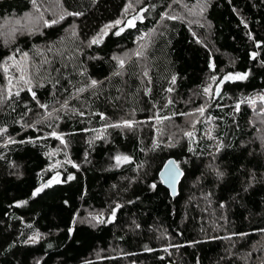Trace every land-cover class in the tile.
<instances>
[{
    "label": "trees",
    "instance_id": "16d2710c",
    "mask_svg": "<svg viewBox=\"0 0 264 264\" xmlns=\"http://www.w3.org/2000/svg\"><path fill=\"white\" fill-rule=\"evenodd\" d=\"M128 1L61 0L57 23L10 44L0 34V86L13 55L28 57L32 80L0 100V264H264V246L255 249L264 242V149L242 102L264 96V0H206L208 26L174 10L200 0H142L126 15ZM33 3L0 0V22ZM106 25L115 26L103 34ZM145 38L121 66L117 57ZM238 74L246 78L225 79ZM212 75L224 92L210 122L160 140L153 118L184 111ZM56 102L67 110L50 129L64 133L71 161L62 181L37 192L57 145L37 121ZM126 118L140 124H116ZM116 155L130 160L117 165ZM170 157L184 171L175 199L159 177ZM84 209L115 216L78 221Z\"/></svg>",
    "mask_w": 264,
    "mask_h": 264
},
{
    "label": "rangeland",
    "instance_id": "374dc122",
    "mask_svg": "<svg viewBox=\"0 0 264 264\" xmlns=\"http://www.w3.org/2000/svg\"><path fill=\"white\" fill-rule=\"evenodd\" d=\"M141 3L142 0H129L125 14L129 15L137 13L140 10ZM129 5H131V7H129ZM206 5V0H200V2L193 6H188L184 2H178L176 3L174 10L176 13L189 18L192 24H202L204 26H208L206 22L201 23L204 21L203 16ZM65 15L66 11L62 7L61 0H34L33 8L22 17H7L1 19L0 34L4 40L10 44L12 39L17 34L29 32L30 30H36L45 23H51L53 20L58 21L61 16L64 17ZM126 15L124 17H126ZM130 20L132 19H128L127 22ZM120 21H122V19ZM146 39L147 38L141 41L135 50L119 55L117 57L119 62H124L132 55L136 54L143 46ZM4 72L6 81L2 86H0V100H3L7 94L17 88L19 89L23 86H32L30 61L25 54H22L21 56H11L4 64ZM229 76L236 77V75H227L226 77ZM218 81L219 79L216 75L208 77L204 86L193 95V98L188 103H186V109L184 111L176 114H170L168 116H155L153 118V122L159 132V139L163 140V136H169L170 138L180 140L182 136L190 137L187 133H192V135L195 134L196 128L199 124L207 125L210 122L207 112L213 103V97L217 93V89H219V97L224 92L222 82L218 84ZM206 88L210 90L207 93L204 91ZM242 102L250 104V106L254 109L252 124L256 128L258 142H260L264 149V96L260 93L252 94L248 97H243ZM66 104L67 103L65 102H56L50 105H43L45 107H41L42 116L37 122H39L41 126H43L42 129L47 132L45 134L46 137L57 139L56 147L50 151V162L46 171L51 174V177L38 188L41 190L46 185L62 181L64 168L67 163L71 161L70 148L64 133L58 132L57 129H50L54 127L53 122L60 119L63 112L67 110ZM201 108L204 109L203 113L199 111ZM125 121L130 122V128L140 124L139 121L129 118L120 120L116 122V124L124 127L126 126L124 124ZM53 133H55V135ZM102 133H104V131L100 130L97 133V136H100ZM117 156L120 155H116L115 157ZM115 163H117L116 159ZM113 212L114 210L110 209H84L80 216L77 217V220L96 225L101 221L113 219ZM261 246H264V242H259L255 249H258ZM97 255L99 256L100 253H97Z\"/></svg>",
    "mask_w": 264,
    "mask_h": 264
},
{
    "label": "water",
    "instance_id": "95a60500",
    "mask_svg": "<svg viewBox=\"0 0 264 264\" xmlns=\"http://www.w3.org/2000/svg\"><path fill=\"white\" fill-rule=\"evenodd\" d=\"M220 93L215 94V99L219 98ZM160 180L165 188L170 192V195L175 199L180 192V184L184 177V171L179 166L175 157L168 158L159 173Z\"/></svg>",
    "mask_w": 264,
    "mask_h": 264
},
{
    "label": "snow or ice",
    "instance_id": "6c2138e0",
    "mask_svg": "<svg viewBox=\"0 0 264 264\" xmlns=\"http://www.w3.org/2000/svg\"><path fill=\"white\" fill-rule=\"evenodd\" d=\"M129 7H131V5H129ZM146 10V9H145ZM127 11V10H126ZM72 15H78V14H72ZM64 17L63 16H61L60 17V19H63ZM136 18H138V19H142L143 17H136ZM136 18H134V19H136ZM170 18H175V17H170ZM52 23L54 24V23H57V21H55V20H53L52 21ZM119 24H121V21L120 20H117L116 22H115V25H119ZM115 25H106L105 26V30H104V32H103V34H107V29H109V28H111V27H114ZM128 26L129 27H134L135 26V24H134V21H132V20H130V21H128ZM120 31H123V28H121L120 29ZM116 35H119L120 34V32H116L115 33ZM101 42V39H100V37H98V38H94L93 40H92V43H100ZM137 55H140V53H137ZM120 63H121V66H123V61H120ZM246 78V74H238L236 77H231V76H229V77H225V79H245ZM175 82V77H173V83ZM97 82L95 81V80H93L92 82H91V84L92 85H95ZM82 91V90H81ZM169 91H171V89H169ZM206 93L207 92H209L210 90L208 89V88H206L205 90H204ZM219 92V89H217V93ZM17 95H18V93H17ZM33 96H35V93H33ZM42 107H45V106H43L42 105ZM238 107V106H237ZM199 111L201 112V113H203V111H204V109L203 108H201V109H199ZM124 124L126 125V126H131V124H130V122H128V121H125L124 122ZM117 126H119V125H117ZM54 135H55V133H53ZM187 135L188 136H191L192 135V133H187ZM115 159H116V162H117V165H119L120 163H122V162H128L129 160H130V158L129 157H127V156H117V157H115ZM153 187H155V185H153ZM41 189H37V192H39ZM117 207H119V206H117ZM115 216V211L113 212V217ZM98 219V218H97ZM101 222H103V221H101ZM35 239L36 238H33V242L35 241Z\"/></svg>",
    "mask_w": 264,
    "mask_h": 264
}]
</instances>
